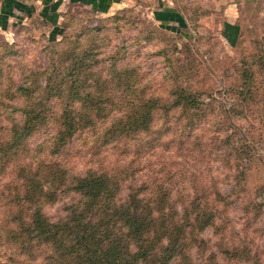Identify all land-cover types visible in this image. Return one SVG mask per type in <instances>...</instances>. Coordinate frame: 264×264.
<instances>
[{
	"label": "trees",
	"instance_id": "trees-1",
	"mask_svg": "<svg viewBox=\"0 0 264 264\" xmlns=\"http://www.w3.org/2000/svg\"><path fill=\"white\" fill-rule=\"evenodd\" d=\"M107 19L116 28L128 21L114 14ZM63 36H50L43 47L48 58L43 70L30 69L14 59L6 63L4 54L14 51L0 43V52H5L0 53V179L8 175L0 185L8 205L2 212L0 237L23 255L22 264H220L216 253L229 264H264L259 254L251 253L248 241L239 244L225 235L229 191L202 182L197 165L191 169L195 170L191 174L194 193L179 205L162 180L134 178L126 172V164L88 166L78 172L67 165L73 138L89 143L87 151L106 144L133 145L136 151L161 144L168 149L171 142L175 148L171 152L183 147L187 159H198L201 151L194 152L197 143L190 141L196 137L194 125L173 126L163 121L153 126L152 119L157 110L163 117L169 109L179 108L181 117L188 120L204 110L199 111L203 107L197 92L171 70L165 97L152 92L136 69L138 63H118L126 52L125 43L106 52L108 62L102 65L99 50L80 46L77 36ZM260 48L232 60L236 77L229 87L234 102L229 117L247 123L221 136L225 148L221 162L234 170L229 190L236 188V194L244 188L241 181L252 160L261 161L250 142L258 139L264 152V47ZM11 68L17 70L15 78L9 73ZM40 130L48 131L31 146L28 138ZM260 165L263 176L256 186L258 201L253 204L258 210L254 215L264 220V161ZM127 176L129 180L122 185ZM122 189L125 192L120 196ZM61 196L71 200L52 219L43 206ZM248 203L249 199L241 207ZM206 227L212 228L217 239V252L202 255L207 240L199 233ZM192 247L200 261L192 259Z\"/></svg>",
	"mask_w": 264,
	"mask_h": 264
},
{
	"label": "rangeland",
	"instance_id": "rangeland-1",
	"mask_svg": "<svg viewBox=\"0 0 264 264\" xmlns=\"http://www.w3.org/2000/svg\"><path fill=\"white\" fill-rule=\"evenodd\" d=\"M172 3L174 15L180 13L184 19L183 24L178 21L179 26L170 16L155 15L152 11L155 3L152 0H123L120 6L104 14L68 4L60 11L57 25L62 27L61 31L53 33L52 36L54 35V39H59L63 34L68 39L77 36L80 46L86 44L91 49L100 51L97 57L102 65L108 62L105 55L110 53L109 51L117 44L125 43L126 52L118 59V63H138L136 69L138 73H142L143 80L147 81L152 92L165 97L170 88V70L180 81L196 91L198 104L203 107L199 111L204 110V114L199 113V117L193 116V120H188L181 117L179 108L174 109V112L169 109L163 117L157 110L153 114L152 123L153 126L163 121H169L173 126H184L183 122L188 123L186 126L194 125L196 137L190 141L197 143L194 152L201 151L198 159L194 156L187 159L183 147L171 152V149H175L171 142L167 143L168 149H163L161 144L145 151H136L133 145L119 148L106 144L97 151H87L85 146L89 143H82V138H73L69 144L72 153L67 155V165L78 172L88 166L109 168L126 164V172L134 178L137 176V179L146 182L162 180L169 187L170 197L176 201V205L194 193L195 183L191 174L195 170L191 169L197 165L201 170L200 174L202 173V182H206L211 188L218 187L219 190L229 191L230 220L226 224L225 235L231 236L239 244L242 240L248 241L251 253L259 254L261 259H264V220L254 215L258 210L253 204L258 201L256 186L261 183L263 176L260 169V163L264 161L263 147L258 139L250 142L261 161L256 158L252 160L247 172L244 171V180L241 181L244 188L237 191V194L234 192L236 188L233 192L229 190L234 181V170L231 165L228 170L221 162V156L225 152L221 136L230 133L235 126H241L243 129L247 123L229 117V109L234 105L229 87L236 77L232 60L240 59L247 53L254 52V49L264 47V42L260 41L264 38V0H173ZM164 4L165 0H162V5ZM113 14L123 15L128 21L120 22L116 28L111 22L112 19H107ZM157 20L169 21V28H172L174 21L176 31L159 24ZM98 26L100 28H95ZM49 29L50 25L36 16L14 22L9 29L0 31V43H7L10 45L9 49L14 51L13 54H4L2 59L10 64L12 59L18 60L30 69L43 70L48 62L43 47L51 36ZM0 53H5L4 49ZM179 65L182 66L181 70ZM170 66L174 69H170ZM10 70L13 78L18 76L15 68ZM251 122L260 128L258 122ZM2 123L7 125L9 121L4 119ZM47 131L40 130L30 135V145L35 146ZM166 137L164 135L163 139ZM249 138L248 136L247 140ZM217 142L219 144L215 145ZM130 176L123 178L122 185ZM6 180L8 175L2 176L0 185ZM1 191L0 187V230L2 212L8 206L7 197ZM124 192L125 189H122L120 196H123ZM248 199L250 203L241 207ZM70 200L69 196H61L53 202L45 203L43 210L53 219L63 213V205ZM199 235L207 240L202 255L208 251L216 253L217 239L212 228H204ZM190 253L194 261H200V254L194 247L190 249ZM215 256L220 264H229L218 253ZM22 261L23 255L17 253L8 241L0 237V264H22Z\"/></svg>",
	"mask_w": 264,
	"mask_h": 264
},
{
	"label": "crops",
	"instance_id": "crops-1",
	"mask_svg": "<svg viewBox=\"0 0 264 264\" xmlns=\"http://www.w3.org/2000/svg\"><path fill=\"white\" fill-rule=\"evenodd\" d=\"M122 1L123 0H0V31L3 32L9 29L14 22L22 21L30 16H36L50 25L49 31L51 33L49 34L52 36L53 33L59 32L60 28L57 23L60 18V11L68 4L79 5L95 13L104 14L120 6V2ZM152 1L155 3L154 8H152L155 15H161V17L167 15L168 17L170 16L171 19H175L178 26L180 25L178 21L183 24L184 19L182 15L176 13V11V15H174V7H171L173 0H165L164 5H162V0ZM158 22L169 28V21ZM171 25L172 28L169 29L176 31L174 21Z\"/></svg>",
	"mask_w": 264,
	"mask_h": 264
}]
</instances>
